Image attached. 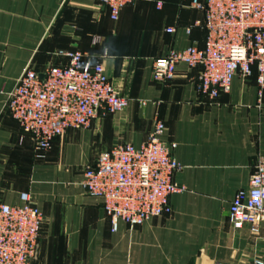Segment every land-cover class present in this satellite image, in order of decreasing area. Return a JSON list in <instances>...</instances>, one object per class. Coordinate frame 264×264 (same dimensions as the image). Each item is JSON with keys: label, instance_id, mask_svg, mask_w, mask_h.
<instances>
[{"label": "crops", "instance_id": "0c3cea01", "mask_svg": "<svg viewBox=\"0 0 264 264\" xmlns=\"http://www.w3.org/2000/svg\"><path fill=\"white\" fill-rule=\"evenodd\" d=\"M190 2L138 0L112 20L98 0H0V202L19 205L25 191L42 212L35 264H264V223L254 235L228 221L234 194L264 161V90L235 75L209 103L196 89L199 67L184 63L170 81L152 79L155 58L204 45L203 11ZM66 49L101 61L127 103L66 129L37 158L4 105L25 67L64 64L57 51ZM156 119L161 140L176 143L173 181L185 189L169 196L170 214L112 231L101 200L81 185L84 169L102 150L141 145Z\"/></svg>", "mask_w": 264, "mask_h": 264}, {"label": "built area", "instance_id": "2783aa9c", "mask_svg": "<svg viewBox=\"0 0 264 264\" xmlns=\"http://www.w3.org/2000/svg\"><path fill=\"white\" fill-rule=\"evenodd\" d=\"M98 1L108 8L110 18L117 20L125 4L138 0ZM161 4L156 3L158 7ZM190 6L203 11V47L191 44L155 58L152 79L170 81L176 65L184 63L199 67L196 89L209 103L229 92L235 75L244 80L254 76L261 96L264 0H191ZM92 42L99 43L101 38L93 36ZM57 54L66 57V63L47 66L41 72L25 67L4 105L32 137L37 158H43L53 140L66 129L87 127L99 113L120 111L127 103L101 61L92 63L87 53L76 49L59 50ZM164 129V123L156 119L141 145H114L100 151L85 167L81 185L101 200L112 231H116L119 221L133 228L151 217L170 214L169 196L185 189L173 181V174L181 165L173 154L176 143L160 138ZM20 201L19 205L0 202V264H35L43 215L28 192L20 193ZM228 221L233 229L247 226L252 234L259 233L264 223V161L255 166L247 188L234 194ZM253 263L263 261L256 259Z\"/></svg>", "mask_w": 264, "mask_h": 264}, {"label": "water", "instance_id": "95a60500", "mask_svg": "<svg viewBox=\"0 0 264 264\" xmlns=\"http://www.w3.org/2000/svg\"><path fill=\"white\" fill-rule=\"evenodd\" d=\"M39 76L42 77L43 76L42 73H39Z\"/></svg>", "mask_w": 264, "mask_h": 264}]
</instances>
